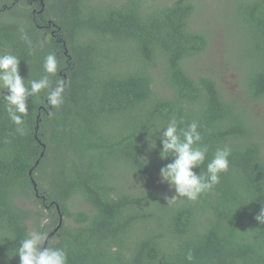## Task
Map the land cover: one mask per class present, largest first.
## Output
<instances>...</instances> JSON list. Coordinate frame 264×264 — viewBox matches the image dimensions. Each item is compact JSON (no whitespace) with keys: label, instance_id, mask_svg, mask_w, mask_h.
Here are the masks:
<instances>
[{"label":"trees","instance_id":"obj_1","mask_svg":"<svg viewBox=\"0 0 264 264\" xmlns=\"http://www.w3.org/2000/svg\"><path fill=\"white\" fill-rule=\"evenodd\" d=\"M116 1L0 0V53L16 55L31 80L54 52L50 79L66 85L59 108L45 91L28 99L23 134L0 98V264H20L15 248L31 230L64 248L68 264H264L254 218L264 140L251 124L264 105V0L235 5L243 29L230 68L244 80L240 97L190 65L210 46L192 26L193 0ZM172 117L180 127L196 121L209 148L195 172L218 146L231 149L229 170L196 201L163 198L174 191L159 172L173 158H160L157 126Z\"/></svg>","mask_w":264,"mask_h":264},{"label":"clouds","instance_id":"obj_2","mask_svg":"<svg viewBox=\"0 0 264 264\" xmlns=\"http://www.w3.org/2000/svg\"><path fill=\"white\" fill-rule=\"evenodd\" d=\"M20 33V39L32 50L34 46L31 38L23 28L20 29ZM20 61L10 51L0 53V98L8 118L17 126L16 131L23 134L25 123L23 117L28 113V99L45 91L47 103L59 108L64 103L66 85L63 78L56 79L55 82L50 79V76L58 73V60L54 52L44 57L42 67L45 75L39 79L29 80L21 77ZM4 90L7 92L6 95ZM181 123L182 121L172 117L165 126H157L158 138L162 145L160 158L162 160L169 156L173 158L172 162L161 167L159 172L160 182L167 184L169 190L174 191L170 197L164 195L167 204L175 203L178 198L196 201L201 194L219 184L221 173L229 170L231 149L228 146H218L208 160L205 170L195 172L194 169L205 163L209 148L201 143L202 136L196 121L186 127H180ZM156 146L154 139V144H150V147L156 148ZM254 218L259 224L264 225V204ZM11 240L15 239L11 238ZM47 241L46 232L28 231L20 240L19 247L15 248L14 256L19 257L20 264H68L67 251L64 248L54 247L46 243ZM186 259L192 261L191 251L188 252Z\"/></svg>","mask_w":264,"mask_h":264},{"label":"rangeland","instance_id":"obj_3","mask_svg":"<svg viewBox=\"0 0 264 264\" xmlns=\"http://www.w3.org/2000/svg\"><path fill=\"white\" fill-rule=\"evenodd\" d=\"M149 1L152 3L158 1L161 4L163 2H173L174 0ZM193 1L196 4V11L192 26L209 37L210 46L205 55L193 59L190 65L196 68V71H206L210 75L218 77L222 88L230 90L233 96H242L244 80L242 76L239 77L238 72L233 67L230 68V63H235L237 60L236 50L241 43L238 33L243 29L242 24L234 14L235 5L238 1L245 0ZM254 110L256 117L251 118V124L255 128L258 139L264 140V105H257ZM77 201H75L76 209L87 207L84 203Z\"/></svg>","mask_w":264,"mask_h":264},{"label":"water","instance_id":"obj_4","mask_svg":"<svg viewBox=\"0 0 264 264\" xmlns=\"http://www.w3.org/2000/svg\"><path fill=\"white\" fill-rule=\"evenodd\" d=\"M46 243H49V238H48V241Z\"/></svg>","mask_w":264,"mask_h":264}]
</instances>
